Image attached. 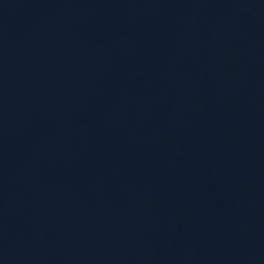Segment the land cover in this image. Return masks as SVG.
Instances as JSON below:
<instances>
[{"label": "water", "instance_id": "water-1", "mask_svg": "<svg viewBox=\"0 0 264 264\" xmlns=\"http://www.w3.org/2000/svg\"><path fill=\"white\" fill-rule=\"evenodd\" d=\"M0 264H264V24L0 0Z\"/></svg>", "mask_w": 264, "mask_h": 264}]
</instances>
